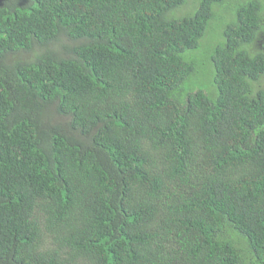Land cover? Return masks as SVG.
<instances>
[{
    "label": "trees",
    "instance_id": "16d2710c",
    "mask_svg": "<svg viewBox=\"0 0 264 264\" xmlns=\"http://www.w3.org/2000/svg\"><path fill=\"white\" fill-rule=\"evenodd\" d=\"M0 264H264V0H0Z\"/></svg>",
    "mask_w": 264,
    "mask_h": 264
}]
</instances>
